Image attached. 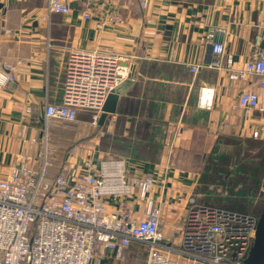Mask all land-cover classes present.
<instances>
[{"label":"crops","instance_id":"obj_1","mask_svg":"<svg viewBox=\"0 0 264 264\" xmlns=\"http://www.w3.org/2000/svg\"><path fill=\"white\" fill-rule=\"evenodd\" d=\"M104 1L103 18L115 14L120 22L100 31V16L82 18L84 0H69L67 16L48 13L43 0H0V58L15 68L16 79L0 89V181L21 154L34 156L39 151L46 104L61 102L70 49L131 58L129 70L137 61L135 74L116 88V112L96 128L85 113L75 123L54 125L48 145L60 160L71 156L70 179L90 149L96 163L107 155L127 158L129 176L152 175L150 197L152 210L160 217L161 244L177 258L187 201L193 198L211 206L210 176L217 168L224 171L218 176L224 180L220 183L227 197L215 203L237 207L230 196L243 194L230 188L239 185L244 190L245 178L255 191L243 197L263 198L264 161L252 165L251 177L236 169L242 156L264 153V116L254 112L246 117L229 108L251 81L232 84L213 71L193 76L188 65L208 61L210 48L204 39L212 33L233 56L235 66L242 67L255 52L253 41L261 33L257 26L264 0ZM258 94L264 101V92ZM208 97H212L210 107H201ZM26 108L31 110L28 117ZM255 131L257 138L252 136ZM253 144L258 146L248 152ZM58 163L50 176L57 173ZM259 170L262 174L257 177ZM130 204L137 217H144V201L133 197ZM108 205L109 210L115 209L113 202ZM143 247L132 243L124 264H144ZM104 264L119 263L109 258Z\"/></svg>","mask_w":264,"mask_h":264},{"label":"built area","instance_id":"obj_2","mask_svg":"<svg viewBox=\"0 0 264 264\" xmlns=\"http://www.w3.org/2000/svg\"><path fill=\"white\" fill-rule=\"evenodd\" d=\"M43 1L50 14L71 13L69 0ZM84 2L81 16L84 20L100 16L98 30L120 22L115 14L103 18L104 0ZM257 27L261 33L254 37L255 52L242 67L235 66L233 56L212 33L204 39L210 48L208 61L188 65L193 76L213 71L232 84L250 80L229 106L246 117L254 112L264 116V101L258 94L264 92V13ZM131 61L97 50L68 51L61 102L46 104L39 151L34 156L21 154L0 181V264H104L109 258L124 264L132 243L144 246V264H244L259 216L198 204L189 198L180 256L172 258L170 249L164 250L161 244L159 214L152 210V175L129 176V159L107 155L96 163L89 152L70 179L71 156L60 160L48 145V132L54 125L75 123L80 114H88L90 125L98 126L107 97L128 79ZM15 80V68L0 58V89ZM211 103L212 97H208L201 107ZM30 113L26 108L25 116ZM252 136L257 138L259 133ZM57 162V173L50 176ZM133 197L146 204L142 218L132 209ZM109 202L115 209H108Z\"/></svg>","mask_w":264,"mask_h":264},{"label":"rangeland","instance_id":"obj_3","mask_svg":"<svg viewBox=\"0 0 264 264\" xmlns=\"http://www.w3.org/2000/svg\"><path fill=\"white\" fill-rule=\"evenodd\" d=\"M128 75H129V73H128ZM254 149H255V147L251 146V145H248V147H247L248 152H253ZM91 151H92L91 149L87 150V153L91 152ZM244 160H246V161L243 162ZM256 161H262L261 164H263V161H264L263 153L257 154L256 156L254 154L246 155V157L242 156L240 158V164L237 167L236 171H243V173L246 174L247 177H251L254 174L251 173L250 168L252 167L253 164L256 163ZM258 164H259L258 167L261 168L262 165H260V162H258ZM223 173H224V171H223ZM210 180H212L211 181L212 183H210L212 185V188L210 190H211V198H212V202H213V203H210V205L213 206V207L217 206V208H221V209H227L229 207H234V206H227L229 204L225 205V204H221V203H215L216 201H218V200L220 201L224 197H227V193L224 192L223 187L221 186V183H220V182H223L224 180H222L221 177L218 176L217 172H213V174L210 176ZM232 182H235V181H232ZM241 183H242V186H243L244 190H241L239 185H236V187H234L232 185L230 190L232 191V190H234L236 188L235 189L236 192L239 193L238 190H240L242 192V193L241 192L240 193L243 194V195H240L238 197H233V195H231V196L228 195V196H230V202H234L236 204H239L237 207H234L235 209H240V208H243V207H245V208L249 207V209H250V207L253 206L254 208L250 210L249 214H256L257 212L261 211L262 206L260 207L259 205L260 204L264 205V198L257 196L256 200H254V199L251 200V201H250V199L247 200V198L243 197L244 194L247 195V193H252L255 190L253 189V186L249 184V179L248 178H245L244 180H242ZM216 185L218 187H216ZM260 200L262 202H260ZM248 205H250V206H248ZM172 258H174V257H172Z\"/></svg>","mask_w":264,"mask_h":264},{"label":"water","instance_id":"obj_4","mask_svg":"<svg viewBox=\"0 0 264 264\" xmlns=\"http://www.w3.org/2000/svg\"><path fill=\"white\" fill-rule=\"evenodd\" d=\"M136 65L137 61L134 62L133 66L131 67V70H129L128 79H133L136 70ZM118 95L119 92L117 91V89H115L107 97L102 108V114L100 116L99 125L103 124L104 120L108 115H112L116 112ZM244 264H264V208L259 214L255 237Z\"/></svg>","mask_w":264,"mask_h":264},{"label":"trees","instance_id":"obj_5","mask_svg":"<svg viewBox=\"0 0 264 264\" xmlns=\"http://www.w3.org/2000/svg\"><path fill=\"white\" fill-rule=\"evenodd\" d=\"M70 146V145H69ZM253 146H258L257 144H253ZM261 153H263V151L261 152ZM260 153V154H261ZM263 155H264V153H263ZM215 172H217L218 173V175H221L222 173H223V169H221V168H217L216 170H215ZM257 172V177L259 176V175H261L262 173L260 172V170L259 171H256ZM263 198H264V194H263ZM235 207V206H234ZM234 207H229L228 209H224V210H229V211H233V212H238V213H241V214H246V215H255V216H258L259 214H260V212L261 211H259V212H257L256 214H249V212H250V210L251 209H246V208H242V209H235ZM264 208V207H263ZM262 208V209H263Z\"/></svg>","mask_w":264,"mask_h":264}]
</instances>
